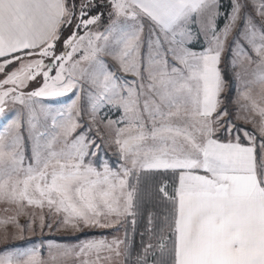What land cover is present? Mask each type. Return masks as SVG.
<instances>
[{
	"label": "snow or ice",
	"instance_id": "1",
	"mask_svg": "<svg viewBox=\"0 0 264 264\" xmlns=\"http://www.w3.org/2000/svg\"><path fill=\"white\" fill-rule=\"evenodd\" d=\"M222 8L0 0V264H264V0Z\"/></svg>",
	"mask_w": 264,
	"mask_h": 264
},
{
	"label": "rangeland",
	"instance_id": "2",
	"mask_svg": "<svg viewBox=\"0 0 264 264\" xmlns=\"http://www.w3.org/2000/svg\"><path fill=\"white\" fill-rule=\"evenodd\" d=\"M225 2L229 3V0H222L223 5L225 4ZM223 23V19L221 24ZM203 43V37H201L200 41L198 43H196V47H200V45ZM229 75L231 76V72H229ZM233 88L231 90L230 93H226V95L229 97L228 99V105L230 110L234 111L235 110V104L233 103V101L235 100L236 96H237V92H236V87H235V82H233ZM54 102L52 103V107L54 108H62L65 105H67L70 101L66 98V97H56L53 98ZM18 107V106H17ZM104 112L107 113L106 115V119L110 118L112 120H116L120 117L121 113L118 111H109L107 108L104 109ZM12 112L11 110L9 111V115L7 116V118L4 117H0V128H2L3 126H5L8 121L12 118ZM103 114V113H102ZM236 123H241L240 121H236ZM243 127H248L250 128L251 125H242ZM100 157L102 160L107 161L110 166L113 168V170L117 169L119 167V156L116 154V150L115 148H105L101 153H100ZM102 170V169H100ZM2 207V206H0ZM21 222H23L24 217H21ZM89 233V237L88 238H96L100 233H107L110 232L111 230L108 229H90V230H86ZM120 235H123V232L120 233ZM111 237L109 236V239ZM80 239H85V237L81 236ZM24 240H30V241H34L35 243L39 244L41 241V236L39 234V232H37V234L35 236H32L31 234L26 233L25 234V238ZM52 240L55 243H60V244H76L78 243V241L76 239L70 238L69 234H65V233H57V232H45L44 234V244L47 245L48 241ZM17 246H21V247H30L31 245H25L24 241L21 240H17L15 242ZM5 247H8L6 245H0V249H3ZM46 254V253H45Z\"/></svg>",
	"mask_w": 264,
	"mask_h": 264
},
{
	"label": "trees",
	"instance_id": "3",
	"mask_svg": "<svg viewBox=\"0 0 264 264\" xmlns=\"http://www.w3.org/2000/svg\"><path fill=\"white\" fill-rule=\"evenodd\" d=\"M228 6H229V3L225 2V4L223 5V8H222V11H227L228 10ZM221 22H222V19H221ZM228 76L229 78H231V76L229 75L228 73ZM234 84V83H233ZM239 124V123H238ZM129 230H130V233H131V226H129ZM143 231V224L140 223L137 227V230L134 234V241H135V245L138 247L139 244H140V232Z\"/></svg>",
	"mask_w": 264,
	"mask_h": 264
}]
</instances>
